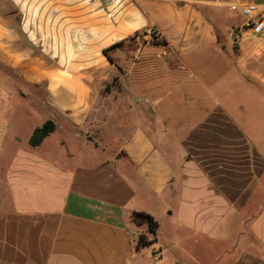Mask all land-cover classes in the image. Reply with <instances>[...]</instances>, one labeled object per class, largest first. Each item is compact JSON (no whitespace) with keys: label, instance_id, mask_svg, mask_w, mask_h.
<instances>
[{"label":"crops","instance_id":"0c3cea01","mask_svg":"<svg viewBox=\"0 0 264 264\" xmlns=\"http://www.w3.org/2000/svg\"><path fill=\"white\" fill-rule=\"evenodd\" d=\"M243 5L264 18L0 0V264H264V41Z\"/></svg>","mask_w":264,"mask_h":264},{"label":"trees","instance_id":"16d2710c","mask_svg":"<svg viewBox=\"0 0 264 264\" xmlns=\"http://www.w3.org/2000/svg\"><path fill=\"white\" fill-rule=\"evenodd\" d=\"M114 47L104 51V55L107 57V59L111 62V59L108 57L107 53L111 51ZM109 88L106 87L104 92H108ZM54 131V125L51 122H47L43 124L40 128H36L31 137H30V145L33 147H36L40 145L42 140L47 137L49 134H51ZM132 221L137 224H146L148 227V233L155 237V232L157 229V224L154 222L152 217L143 214V213H133L132 214ZM154 242V239L152 241H148L144 235H140L136 242V250L139 251L140 249H144L152 245Z\"/></svg>","mask_w":264,"mask_h":264},{"label":"built area","instance_id":"2783aa9c","mask_svg":"<svg viewBox=\"0 0 264 264\" xmlns=\"http://www.w3.org/2000/svg\"><path fill=\"white\" fill-rule=\"evenodd\" d=\"M231 11L239 13L244 20L243 27L249 30L255 37L264 41V18L253 5L232 7Z\"/></svg>","mask_w":264,"mask_h":264},{"label":"rangeland","instance_id":"374dc122","mask_svg":"<svg viewBox=\"0 0 264 264\" xmlns=\"http://www.w3.org/2000/svg\"><path fill=\"white\" fill-rule=\"evenodd\" d=\"M213 22H214V25L218 28V31H220L221 30V24L219 23V22H217V21H215L214 19H213ZM238 22H240L239 21V18H238ZM243 24H241V26H243L244 25V21L242 22ZM148 40L150 41V42H152V40H151V38H149L148 37ZM229 43H231L230 41H229ZM232 44V43H231ZM21 104V106H23V108L25 109V110H29L30 108H32L33 106L30 104V100H24L22 103H20ZM151 257V254L150 253H148V258H150Z\"/></svg>","mask_w":264,"mask_h":264}]
</instances>
